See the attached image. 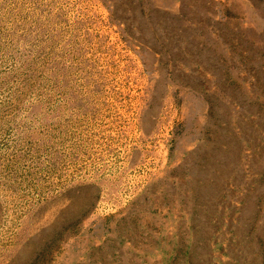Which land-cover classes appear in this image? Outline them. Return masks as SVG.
I'll return each instance as SVG.
<instances>
[{
    "label": "rangeland",
    "instance_id": "1",
    "mask_svg": "<svg viewBox=\"0 0 264 264\" xmlns=\"http://www.w3.org/2000/svg\"><path fill=\"white\" fill-rule=\"evenodd\" d=\"M0 264H264V0H0Z\"/></svg>",
    "mask_w": 264,
    "mask_h": 264
}]
</instances>
